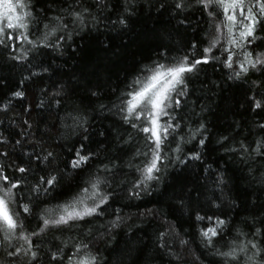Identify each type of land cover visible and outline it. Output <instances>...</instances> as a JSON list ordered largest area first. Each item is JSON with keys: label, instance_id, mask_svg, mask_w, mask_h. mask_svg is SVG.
Here are the masks:
<instances>
[{"label": "trees", "instance_id": "16d2710c", "mask_svg": "<svg viewBox=\"0 0 264 264\" xmlns=\"http://www.w3.org/2000/svg\"><path fill=\"white\" fill-rule=\"evenodd\" d=\"M24 2L26 7L17 9L21 16L31 13L24 22L28 38L38 42L35 49L11 39L25 30L10 29L7 18H0L5 32L0 38L6 40L0 45V173L21 184L13 208L33 243L6 239L0 231V264H68L84 257L76 255L80 242L91 247L94 241L105 264H230L232 258L217 255L216 249L264 247V155L255 151L264 137V112L253 104L264 89V69L236 78L238 63L228 68L221 48L215 51L219 60L188 74L186 95L172 113L179 128L166 138L158 179L146 182L147 191L140 190L139 169L151 159L153 142L124 122L116 107L145 66L171 63L191 52V45L207 47L210 9L196 0H183L184 7H177L180 0ZM53 28L49 39L56 47H44L39 40ZM258 34L264 37L260 28ZM256 43L259 55L264 43ZM22 49L28 50L27 58H18ZM234 50L236 60L242 59ZM194 151L199 159L192 158ZM78 152L88 161L73 167ZM21 167L27 171L19 172ZM47 176L57 177L55 185L41 182ZM106 178L112 186L100 206L103 214L31 235L39 233L45 209L90 196L91 185ZM38 182L42 190L32 191ZM86 202L91 206L90 199ZM24 203H31L32 215L23 213L19 206ZM197 215L213 219L200 221ZM217 216L227 223L212 248L201 232L217 226ZM18 247H30L37 257L25 256ZM54 253L62 259L52 260Z\"/></svg>", "mask_w": 264, "mask_h": 264}, {"label": "snow or ice", "instance_id": "6c2138e0", "mask_svg": "<svg viewBox=\"0 0 264 264\" xmlns=\"http://www.w3.org/2000/svg\"><path fill=\"white\" fill-rule=\"evenodd\" d=\"M196 2L202 5L203 8L210 9L209 16L213 18L211 30L207 34V47L198 49L196 45H191V52L173 58V62L171 63L156 62L154 66H145L142 76L133 80L129 86V91L122 93L120 103L116 106L124 122L131 124L133 128H138L140 132L148 134L145 137L146 141L153 142L152 145H149L151 159L146 160L144 167L139 169L143 176L141 180L142 186L147 181L158 179L156 173L161 168L160 161L162 159L163 148L168 143L166 138L173 136L175 129L179 128V124L173 122L175 117L172 113L176 107L181 105V97L186 95L188 74L197 71L202 64L219 60L220 57L215 55V51L221 48L223 49V53H226L223 62L228 68H233L234 62L238 63L240 71L234 73L236 78H239L242 73H248L250 70H255L258 67L264 69V52H261L259 55L255 54V46H259L256 42L260 41L264 43V37L258 34V28L264 31V0H196ZM184 6L183 0H180V3L177 4V7ZM0 7L3 8V12L0 15L7 14L8 28L25 30L21 32L19 37H11V39H21L30 45L32 49H35L38 42L28 38V24L24 22V18L30 16L31 13L25 12L23 16L15 14L17 8L26 7L24 0H17L15 4L11 0H5L3 4H0ZM74 15L81 19V23H83L78 13ZM219 15H223L225 19L218 20ZM45 28H48V25H45ZM55 31L56 29L53 28L51 31L45 32L39 43L44 47H56V44L49 39L50 36L55 34ZM4 35V29L0 27V37ZM0 45H6V40L0 38ZM250 45L254 46L251 50H249ZM234 48L240 50L242 59L236 60L237 53ZM22 52L23 57L28 55V50L22 49ZM14 95L20 97L23 93L15 92ZM253 104L255 109L264 112V89H261L260 99H254ZM200 127L202 128L203 125ZM260 127L264 129V125ZM199 131L200 129L198 128L192 135L195 136ZM181 140H183V137H181ZM172 142H175V139ZM199 143L203 144L204 140L201 139ZM241 147H244L243 144ZM175 151L180 152L181 148L177 147ZM255 151L257 154L264 155V137H261L260 141L257 142ZM148 154V152L137 153V155H144L146 157ZM51 155L52 153L48 154V156ZM48 156L44 157V159L47 160ZM77 156L78 159L72 162L73 167H79L82 163L88 161L87 155H81L78 152ZM192 158L199 159V153L194 151ZM177 159H180V157L177 156ZM18 171L25 173L27 169L21 167ZM41 182L43 184L55 185L57 177H42ZM41 182H38L32 188V191L40 192L42 190ZM99 183V180L93 183L91 185L92 189L97 190ZM20 189V183L13 181L9 175L0 173V231L5 233L6 239L17 236L18 239L24 241L25 245H28L32 244L33 241L30 240L29 235L24 229L20 212L13 208V205L18 203L17 197ZM43 190L47 191V189ZM87 191V189H84L85 193ZM96 194V191H93L90 196L85 195L74 198L72 203L57 206L55 209H45L40 215L37 224L39 233L33 231L31 235L36 236L46 233L53 227L74 224L98 212L103 214V210L100 209V204L106 203L103 199L94 206H89L86 202L95 197ZM214 206L220 207V205ZM19 207L22 208L23 213L32 215L33 208L31 203H24ZM24 219H27V217H24ZM196 219L204 221L212 220L213 217L197 215ZM215 220L218 227L206 226L201 232L208 245H214L217 242L214 238L222 239L221 232L223 226L227 223L218 216L215 217ZM182 243L186 242L182 241ZM233 243L235 244V242ZM244 249L245 246L236 245L227 252L218 251V254L224 257H235L238 251H244ZM16 251H29V249L18 247ZM30 256L35 259L37 252L30 251ZM51 258L54 261L62 259L55 253L52 254ZM76 264H92V260L88 255H85L83 258L77 259Z\"/></svg>", "mask_w": 264, "mask_h": 264}, {"label": "clouds", "instance_id": "9594fccd", "mask_svg": "<svg viewBox=\"0 0 264 264\" xmlns=\"http://www.w3.org/2000/svg\"><path fill=\"white\" fill-rule=\"evenodd\" d=\"M55 43V42H54ZM23 58H27V56H24ZM81 128H83V124L80 125ZM86 131V129H84ZM177 159V157H176ZM178 160V159H177ZM141 184V181H140ZM112 184L109 179H105L104 181H100L96 191V196L91 198V206H94L95 204L99 203L101 199H103L105 202L109 199L111 196V193L108 191V188H111ZM134 187H139L138 185H134ZM148 185L145 184L141 191H147ZM137 196H139V191L135 193ZM102 204H100L101 206ZM114 227H118L119 225L113 221L112 222ZM81 246L77 248V256H85L88 255L91 260L92 264H105V261L107 258L103 255V252L101 250H98L97 244L99 241L92 242V246L90 247L88 243L80 242ZM208 245V244H207ZM75 246V244H74ZM209 247L214 248V245H208ZM29 249V251H22L25 256L30 255V247H25ZM219 249H216V254H218ZM239 253H243L247 259H242ZM9 255H16V252L9 253ZM230 264H250V262L255 261V264H264V247H260L257 244H251V247L245 246L244 251H238L235 257H231ZM68 264H76V259H69ZM108 264H111V261H108Z\"/></svg>", "mask_w": 264, "mask_h": 264}, {"label": "rangeland", "instance_id": "374dc122", "mask_svg": "<svg viewBox=\"0 0 264 264\" xmlns=\"http://www.w3.org/2000/svg\"><path fill=\"white\" fill-rule=\"evenodd\" d=\"M5 2V0H0V4H3ZM12 3H14L13 1H11ZM3 12V8L2 7H0V13H2ZM16 15H20V13H19V11H18V9L16 10V13H15ZM1 17H6L7 18V14H4V15H0V18ZM8 20V18L6 19V21Z\"/></svg>", "mask_w": 264, "mask_h": 264}]
</instances>
